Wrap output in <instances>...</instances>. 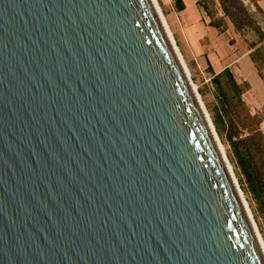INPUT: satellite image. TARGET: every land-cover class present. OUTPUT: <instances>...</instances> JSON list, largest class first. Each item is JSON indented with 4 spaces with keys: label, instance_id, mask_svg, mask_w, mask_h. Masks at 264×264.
<instances>
[{
    "label": "water",
    "instance_id": "1",
    "mask_svg": "<svg viewBox=\"0 0 264 264\" xmlns=\"http://www.w3.org/2000/svg\"><path fill=\"white\" fill-rule=\"evenodd\" d=\"M0 264H264L151 0H0Z\"/></svg>",
    "mask_w": 264,
    "mask_h": 264
},
{
    "label": "rangeland",
    "instance_id": "2",
    "mask_svg": "<svg viewBox=\"0 0 264 264\" xmlns=\"http://www.w3.org/2000/svg\"><path fill=\"white\" fill-rule=\"evenodd\" d=\"M153 1L184 70L197 91L203 110L213 130L215 129L217 141L264 247V222L257 204L246 185L240 183L241 178L236 164L232 162L233 154L226 131L221 128V133L218 134L214 125L219 103L212 83L213 75L226 67L236 71V62L240 59L237 67L245 66L243 73L252 89L245 102L250 114L261 122L259 129L264 132L262 84L252 75V67L247 65L246 68L249 59L242 57V50L236 51V41L245 46L247 51L252 47V51L264 49V0H201L202 6L198 5V0H184L187 4L184 13L176 10L175 0ZM222 21L224 26L221 30L211 26L212 22ZM259 63L264 75V58L259 59Z\"/></svg>",
    "mask_w": 264,
    "mask_h": 264
},
{
    "label": "trees",
    "instance_id": "3",
    "mask_svg": "<svg viewBox=\"0 0 264 264\" xmlns=\"http://www.w3.org/2000/svg\"><path fill=\"white\" fill-rule=\"evenodd\" d=\"M175 3L179 13L186 10L183 0H175ZM198 5L202 6L201 0H198ZM203 8L206 10V7ZM211 26L221 30L224 21L212 22ZM253 48H251L250 58L264 82L262 67L259 63V59L264 58V49L252 51ZM212 83L215 85L219 103V110L214 121L216 131L218 134L221 133V128L226 131L233 154L232 162L236 164V169L239 171L240 183L246 185L264 222V132L259 129L261 122L256 116L250 114L245 102L246 96L251 91V85L241 80L231 67L215 73Z\"/></svg>",
    "mask_w": 264,
    "mask_h": 264
},
{
    "label": "bare ground",
    "instance_id": "4",
    "mask_svg": "<svg viewBox=\"0 0 264 264\" xmlns=\"http://www.w3.org/2000/svg\"><path fill=\"white\" fill-rule=\"evenodd\" d=\"M151 2H152L153 6H154V8H155V10H156V13H157V15H158V17H159V19H160V21H161L163 27H164V30L166 31V34H167V36H168V39H169L170 44H171V46H172V49L174 50V52L176 53V56L178 57V60L180 61V58H179L178 53H177V51H176V49H175V46H174V44L172 43V41H171V39H170V37H169V35H168V31H167V29H166V27H165V25H164V22L162 21V18H161V16H160V13L158 12L157 6H156V4L154 3L153 0H151ZM180 63H181V61H180ZM181 66H182V68H183V70H184V67H183L182 63H181ZM184 72H185V74H186V71H185V70H184ZM186 76H187V74H186ZM187 78H188V76H187ZM188 79H189V78H188ZM192 88H193V86H192ZM193 90H194V88H193ZM194 91H195V90H194ZM197 98H198V95H197ZM198 101H199V103H200L199 98H198ZM200 106H201V108H202V110H203V107H202L201 103H200ZM203 113H204V115H205V117H206V120H207V122H208V124H209V126H210V129H211V131H212V133H213V135H214V137H215L216 143H217V145H218V147H219V150H220V153H221V155H222V157H223V159H224V163H225V165H226V167H227V170H228V172L230 173V176L232 177V180H233V182H234L236 188L238 189V184H237V182H235V179H234V176H233V174H232V171L230 170V168H229V166H228V163H227V161H226V159H225V157H224V154L222 153V150H221L220 145H219V143H218V141H217V138H216V135H215V133H214V130H213V128H212V126H211V124H210V122H209V120H208V118H207V116H206V114H205V112H204V110H203ZM238 192H239V189H238ZM239 195H240V192H239ZM241 196H242V195H240V197H241ZM241 200H242V202H243V204H244V208H245V210H246V213H247L248 217L250 218V220H251V222H252V219H251V217H250V214H249L247 208L245 207V202H244V200L242 199V197H241ZM252 226H253V228H254L253 222H252ZM254 231H255V233H256V235H257L258 241L260 242L259 237H258V234H257V231L255 230V228H254ZM260 245H261V242H260ZM261 248H262V250L264 251V247H263L262 245H261Z\"/></svg>",
    "mask_w": 264,
    "mask_h": 264
},
{
    "label": "crops",
    "instance_id": "5",
    "mask_svg": "<svg viewBox=\"0 0 264 264\" xmlns=\"http://www.w3.org/2000/svg\"><path fill=\"white\" fill-rule=\"evenodd\" d=\"M184 1V0H183ZM198 2V1H197ZM196 2V3H197ZM184 4L186 5V10H187V4L185 3V1H184ZM185 10V11H186ZM185 11H183V12H180V13H184ZM205 13V12H204ZM237 37V36H236ZM240 51V50H242V57H244V58H248L249 59V63H246V68H247V65L248 66H250V68L252 67V75L254 76V78L255 79H257V80H259V82H261V84H262V94H263V104H264V82L262 81V79L260 78V76H259V74H258V71H257V69H256V67H255V65L253 64V62H252V60H251V58H250V53H251V50H249V51H247L246 49H245V46H243L242 44H240V42H237L236 41V51ZM240 60V59H239ZM238 60V61H239ZM238 61L236 62V75L239 77V78H241V80H244V81H247V82H249L248 81V79L246 78V76L244 75V73H243V68L245 67H237L238 65H240L239 63H238ZM243 66V65H242ZM226 68H229V67H226ZM224 70V69H223ZM249 84H250V82H249ZM251 91H252V89H251ZM250 91V92H251ZM249 92V93H250ZM248 93V94H249Z\"/></svg>",
    "mask_w": 264,
    "mask_h": 264
}]
</instances>
